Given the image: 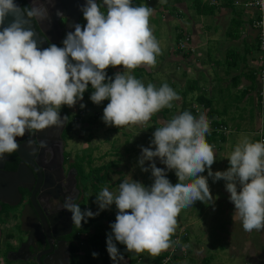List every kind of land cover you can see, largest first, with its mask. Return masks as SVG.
<instances>
[{
	"label": "clouds",
	"instance_id": "obj_1",
	"mask_svg": "<svg viewBox=\"0 0 264 264\" xmlns=\"http://www.w3.org/2000/svg\"><path fill=\"white\" fill-rule=\"evenodd\" d=\"M260 3L264 11V0ZM49 5L54 6L53 0L46 4L33 0L25 8L15 0H0V161L18 150L17 137L26 132L34 135L63 127L68 117L61 118L62 106L74 107L82 101L89 84L94 89L90 97L94 104L110 101L102 119L117 128L147 125L154 114L172 108V102L180 99L168 84L145 86L131 74L141 66L154 67L161 54L150 27L151 7L133 6L132 0H102L100 4L87 0L81 8L86 25L75 24L63 47L51 44L41 49L37 32L29 25L33 20H50ZM104 5L106 12L101 10ZM56 15L63 17L59 10ZM120 66L124 72L116 73L114 79L107 77L108 68ZM209 131L205 114L197 117L185 111L156 128L151 141L155 150L142 148L141 170L148 172L145 162L159 158L169 171L175 170L179 180L175 185L153 162L150 188L131 178L123 180L116 193L107 187L99 192L96 203L101 211L113 204L118 209L107 238L114 264L124 259L114 240L129 253L146 252L153 259L179 244L172 236L180 212L197 201L215 204L208 178L200 175L206 167L214 182H226L235 206L234 221L239 220L245 232L264 230V141L241 140L227 158L229 169L213 173L216 154L206 140ZM63 209L72 213L75 227L99 215L82 211L73 195L65 197Z\"/></svg>",
	"mask_w": 264,
	"mask_h": 264
},
{
	"label": "crops",
	"instance_id": "obj_2",
	"mask_svg": "<svg viewBox=\"0 0 264 264\" xmlns=\"http://www.w3.org/2000/svg\"><path fill=\"white\" fill-rule=\"evenodd\" d=\"M144 2H141L140 6L142 4L145 5ZM248 2L249 0H168L159 4L158 8L152 6V9L163 12L167 20L168 29L173 30L171 24H175L177 31V38L175 39L177 42L173 41V44L169 47L160 48L162 50L161 60L158 64H155L156 67L151 68L152 70L158 68L157 73L159 74H166V66L170 63L176 64L178 70L183 68L185 70V78L180 80L182 89L185 88L186 79H189L193 75L196 76V79H192L194 83L189 87V90L197 93L200 92L197 96V101L200 102L201 106L204 107V104L207 106L209 102L212 104L211 106H207L210 116L212 115L213 122L211 123L209 133L206 134V140L212 130H217V126L214 124L215 120L228 126L226 122L221 120L222 113H227L226 110L220 113L218 109L214 108L215 100L218 103V98L213 95L216 94L214 90H218V88L214 89L216 87L215 83L218 86H224L227 90L231 89L234 92H240L238 97H236L237 99H234V102H237L238 105L252 103L253 112L251 113V117L254 120L253 124L255 127L253 131L259 133L253 142H256V138L264 134V130L262 131V127H264V109H261L259 105L258 90L260 83L257 78L258 69L264 64L261 59L262 52L260 49L259 33L253 26L255 11L250 10L246 6ZM172 19H176V21L171 22ZM183 19H187L190 25L182 26L180 22L182 23ZM194 34L197 35L195 42L193 38L195 37ZM192 48L195 50L193 51ZM198 50L204 53V56L198 57ZM139 68L132 71L131 74L141 82L143 81L144 85L147 86V83H145L146 73L155 74L156 72L144 66ZM124 71L122 66L115 67L112 68L110 74H114L115 76L116 73ZM176 74H170L172 80L176 79ZM203 81H206L205 86L201 84ZM196 82L199 85L193 88ZM151 83L156 87L160 85L158 81ZM182 94L184 95H179L180 99L176 100V104L180 108L177 115L196 107L185 101V90ZM200 97L202 101L199 100ZM109 102L105 100L96 108L91 105V99L89 98V100L77 101L76 105L79 104L81 112L86 115L87 107L89 109L91 107L99 109L101 113H104V108ZM82 104L85 107L82 108ZM232 106L235 105L232 104ZM238 108L240 107L238 106ZM165 110L168 113V110ZM242 111H247V108ZM158 113L161 114L163 119L167 117L163 114V110ZM192 114L196 116L197 113L192 112ZM215 117L217 118L215 119ZM164 122L165 120L161 124L163 125ZM241 131L243 130H240V132L237 130L238 135L240 133L246 135L247 132ZM214 137L211 145L216 146V148L219 146V149L226 151L230 150L229 137L225 135ZM222 153H225V151L218 154L221 160L224 159ZM229 167L230 163H226L221 171H227ZM205 171L208 172V169L206 168ZM110 176L111 181L106 186L108 188L112 186V171ZM175 179H177L176 175ZM224 192L228 191L224 189L221 192L222 196L214 198V205L202 204L199 209L202 215L205 211L202 221L209 220L206 211L211 210L213 217L210 219L211 223H209V226L213 228V226L218 225L221 228L216 234L223 241L221 246H216L217 244L209 245L211 228L206 223L202 227L200 223L194 220L193 225L197 226V235H194L191 239L190 234L193 232L192 224L179 225V228L176 229L175 234L172 236V240L175 241L174 236L180 235L179 244L174 243L172 247L154 259L149 257L146 252L140 255L129 253L126 246L121 244V247L125 249V254L123 255L124 259L119 261V264H164L163 261L162 263L160 262L161 258H170L167 264H230L233 262V259L238 261L237 263L239 264H264V238H261L263 239L261 241L260 239L257 240V237H254L252 234L253 231L251 233L245 232L242 223L239 220L234 221L235 206L230 201L229 193L226 194ZM194 205L199 206L197 202ZM108 211L113 218V214L117 215V212L112 213V208ZM189 218L190 216L186 215L184 219L177 220L178 223L182 221L188 222ZM115 221L116 219H113L111 222L107 221L109 223L108 226L110 227V223H115ZM224 251L227 254L225 256L226 261H222L220 255ZM218 259H220V262L217 261Z\"/></svg>",
	"mask_w": 264,
	"mask_h": 264
},
{
	"label": "rangeland",
	"instance_id": "obj_3",
	"mask_svg": "<svg viewBox=\"0 0 264 264\" xmlns=\"http://www.w3.org/2000/svg\"><path fill=\"white\" fill-rule=\"evenodd\" d=\"M151 1V2H150ZM150 1H145V5L142 4L143 6H149L152 8V6H155L158 8V5L161 3H164L168 0H150ZM140 6V5H139ZM102 10V9H101ZM154 10V9H153ZM105 11V10H102ZM106 12V11H105ZM185 18V17H184ZM176 21V19H172L171 22ZM86 20L84 17H82L80 24L81 25H86ZM180 24L183 26H189L190 23L188 22L187 19H183L182 23ZM150 27L151 30L156 38V40L159 42L160 48H166L169 47L171 44L174 42H177L175 38H177V31L175 28V24H171V27L173 30L168 29V24L167 20L165 18V15L163 14L162 11H158L157 9L153 11V15L150 18ZM171 34V35H170ZM194 42L195 39H197V35L194 34ZM172 37V38H170ZM173 39V40H172ZM194 51L195 49L192 48ZM198 57L204 56V53L198 50ZM202 53V54H200ZM161 55H162V50L161 54L157 56L156 58V64H158L161 60ZM197 60V59H196ZM199 61V60H198ZM74 63V62H73ZM199 66V64H198ZM143 67V66H141ZM156 67V66H154ZM137 69V68H136ZM138 69H140L138 67ZM153 72H156L155 74H149L146 73V81L147 85L151 82L158 81L160 85L162 86L163 84H168L178 95H184V90L186 92L185 101L188 102V104H192L193 106H196L195 109L198 111L196 116L199 117L200 114H205L207 116V119L210 124L211 128V123L213 122L212 117L210 116V112H208V108H205L200 105V102L197 101V96L200 94V92H195L189 90V87L192 85L193 80L196 79V76L193 75L192 77H189V79H186V85L185 88L182 89V83L180 80L185 78V70L181 68L180 70L177 69V65L174 63L167 64L166 74H159L158 68H155L152 70V68H148ZM150 72V71H149ZM171 73H177L176 74V79L172 80V76L170 75ZM138 79V78H137ZM143 82V81H142ZM201 82V80H200ZM201 84L204 86L206 85V81H203ZM158 85V87H160ZM199 85V84H198ZM218 88L214 90L213 94L216 98H218V103L217 100H215L214 108L218 109V112L222 113L224 110H226L227 113H222V118L221 120L223 122H226L228 124L227 130L225 131L226 137H229V145H230V150L226 151L224 149H219L218 147L214 146V152L216 154V161L212 166L211 171L213 173L220 171L222 172V168H224L226 163H230L229 160L227 159L231 151H233V148L235 145L240 142L241 140L247 138L251 142L255 139L256 136L259 135V133H255L253 131L254 127V120L251 117V113L253 112V107L252 103L249 102L248 104H240L238 105L237 102H234V99L238 97L240 92H234L231 89L227 90L224 86H218L217 83L214 84ZM88 87H91V84H89ZM157 87V88H158ZM182 92H181V91ZM217 91V92H216ZM222 91V92H221ZM221 92V93H220ZM211 96V95H210ZM231 96V97H230ZM233 99V100H232ZM237 99V98H236ZM241 100V98H239ZM89 100V99H88ZM173 106L172 108H164L163 114H165L167 117L162 118L160 113H156L152 116L150 121L147 123V125L141 126V125H136V126H127V127H121L117 128L115 126H108L103 122V113H101V110L96 108H86L87 113L86 115L80 116L81 120H86L90 117L94 116V113L99 112V119L96 123L91 124L88 121H85L84 123L80 122L79 126H77L76 129L72 130L65 136V141L66 145L68 148V151L72 153L76 158L77 162L81 164L82 162L83 165L81 166V170L86 169V171H89L90 166L92 168H98L102 166H110L112 171V182H111V187H107L111 192L116 193L118 191V185L123 182V180H130L131 178L137 182L142 183L145 187L150 188L153 183H154V178L151 173V164L155 162L156 166L158 168L163 169L167 175L166 178L173 184L175 185L176 183L179 182L178 177L175 179V170L169 171L166 167L165 164H163L159 158H155L154 161H146L144 166L145 168H148V172H144L141 170V167L139 165V159L142 156V148H152L154 149V146L152 145L151 141L154 139V132L156 131V128L162 126L161 123L165 120L164 123L167 121L171 120L173 117H175L179 111L180 108L176 104V100L172 102ZM234 104L235 106H232ZM238 106L240 108H238ZM247 108V111L243 112L242 110ZM80 109V110H78ZM168 110V113H166ZM70 110L77 111L80 113L82 110L78 105H75L74 107H70ZM62 108L60 110L61 114ZM211 111V110H209ZM72 113V112H71ZM72 113L71 118L74 116L78 117L77 115H73ZM217 117H215L216 119ZM153 120V121H152ZM161 124V125H160ZM156 125V126H155ZM237 130H243L244 132H247L246 135L244 133H240L238 135ZM264 130V127H262V131ZM241 131V132H243ZM71 137V139L69 138ZM222 143V142H221ZM223 144V143H222ZM225 151V153H222L224 159L221 160L220 155H218L220 152ZM207 168V167H206ZM200 175H203L208 178V184L210 191L212 193L213 198H216L217 196H222V190H226V182L223 180L215 181L213 177L208 176V172L204 171ZM140 177V178H139ZM120 183H116V182ZM89 182V181H88ZM239 186V185H238ZM89 186L87 185V188ZM93 190V189H92ZM224 193H229V192H224ZM223 193V194H224ZM230 195V193H229ZM232 203V202H231ZM193 205V207H188L183 209L178 218L179 220H182L185 218L186 215L190 216L188 222H180L178 223L177 228H179V225H184L188 223L187 225H193V221H197L200 223L202 227H204V223H206L208 226L211 223V218L213 217V214L211 210H207L206 214L209 220L202 221L203 215L202 213L200 214V206L205 204L204 202L197 201V205ZM112 208V213L113 212H118V209L116 206L113 204V207L111 206L109 209ZM107 209V210H109ZM193 211V212H191ZM202 215V216H201ZM114 219H116V216L113 214ZM206 217V218H207ZM205 218V219H206ZM202 221V222H201ZM103 224L106 225L110 231H112L111 227H109V223L105 220L103 221ZM83 225V224H82ZM92 227V226H91ZM196 225H193V232L190 234L191 239L194 237V235H197V230H196ZM211 228V236H210V243L209 245H216V246H221L223 244V241L220 240L219 237L216 236L217 231L220 230L221 228L216 225L209 226ZM191 232V230H190ZM182 233V232H181ZM252 234L254 237H257V240L264 238V230L261 231H256L253 230ZM175 238L180 237V235L174 236ZM174 238V239H175ZM121 245V244H120ZM123 245V244H122ZM85 254L87 257V262L90 260L89 259V249L86 247L85 249ZM221 255V260L226 261L225 256H227L226 251L220 254ZM0 258L2 259V255L0 253ZM217 261L220 262V259ZM238 261H235L233 259V262L230 264H239L237 263ZM1 263V261H0Z\"/></svg>",
	"mask_w": 264,
	"mask_h": 264
},
{
	"label": "flooded vegetation",
	"instance_id": "obj_4",
	"mask_svg": "<svg viewBox=\"0 0 264 264\" xmlns=\"http://www.w3.org/2000/svg\"><path fill=\"white\" fill-rule=\"evenodd\" d=\"M24 1L27 7L33 2L29 5ZM71 115L62 110L61 118L68 120L63 127H53L46 138L40 140L36 133L27 132L17 137L22 155L15 151L0 161V264H90L84 250L90 248L89 236L78 233L72 213L63 209L65 197L73 195V201L86 211L92 193L64 138ZM60 141L64 156L61 168L56 158ZM20 249L24 261L8 260L9 253Z\"/></svg>",
	"mask_w": 264,
	"mask_h": 264
},
{
	"label": "trees",
	"instance_id": "obj_5",
	"mask_svg": "<svg viewBox=\"0 0 264 264\" xmlns=\"http://www.w3.org/2000/svg\"><path fill=\"white\" fill-rule=\"evenodd\" d=\"M21 4L23 6V8L27 7L26 3L24 0H20ZM143 1H147V0H132V5L133 6H139L141 2ZM35 21V20H34ZM66 37V36H65ZM64 40V39H63ZM63 40L59 43H57L56 45L58 47H63ZM51 45V44H50ZM49 45V46H50ZM113 67H110L106 70L107 73V77L108 78H113L114 79V74H110L112 71ZM107 82V80H106ZM196 85H198V82H196V84H194L193 88L196 87ZM94 92V89L91 87H88V90L85 92L84 94V99H89L92 95V93ZM199 100L202 101V98L200 97ZM79 101V100H78ZM207 102V101H206ZM91 105L93 107H99L98 105L94 104L91 101ZM205 108H207V106H211V102H209L206 106V104H204ZM62 110L65 112V114L70 115L71 110L70 107L67 105L62 106ZM189 111L192 113H197L196 109H189ZM70 113V114H69ZM215 113V112H214ZM77 115L78 117L74 116L73 118L70 119V121L68 122V127L67 130L64 134V138L66 136V134H68L69 132H71L72 130L76 129L77 126H79V123L82 121V123H84L85 121H88L91 124H94L98 121L99 119V113H94V116L86 119V120H81L80 116H82L81 114L77 113L74 114ZM72 116V115H71ZM212 116V115H211ZM214 124L217 126V128L219 126H225L227 127V125L222 124V122H218V121H214ZM214 136H224V134L222 132H219V130H212L211 133L208 136L207 142L209 144H211V142L213 141V138H215ZM261 137L264 138V134L261 135ZM261 137L259 136L258 138H256V142L257 141H261ZM69 138L71 139V137L69 136ZM84 162L81 163V166L83 165ZM111 167L110 166H102V167H96V168H92L90 166L89 171L87 172L86 169H83L80 171L82 172V177L84 178V180L87 182V184L92 187V193L91 195L88 197L90 200V205L89 207L87 206L86 210H91L94 214L95 213H99V215H96L95 218H88L87 222H83V225L81 227H79L78 229V233H82L86 236V238L89 236V239H87L88 244H89V263L90 264H114V261L110 258L109 253L107 251V238L108 235L112 232L109 230V228L103 224V221H108L111 222L114 218L111 217L110 213L108 210H103L101 211L96 203L97 200V195L99 194V192L105 188L108 183L111 181ZM89 181V182H88ZM113 223H110V225H112ZM92 226V227H91ZM78 236V235H77ZM114 243H116V246L119 250L120 255H124L125 254V249L121 247L119 242H116L114 240ZM93 253H97V256H93ZM164 258H161L160 262L162 263Z\"/></svg>",
	"mask_w": 264,
	"mask_h": 264
},
{
	"label": "water",
	"instance_id": "obj_6",
	"mask_svg": "<svg viewBox=\"0 0 264 264\" xmlns=\"http://www.w3.org/2000/svg\"><path fill=\"white\" fill-rule=\"evenodd\" d=\"M39 3H44L43 0H38ZM47 2V0H45ZM99 1L96 2L99 4ZM28 4L31 5V0H27ZM87 0H53L54 6L49 5L48 10L50 13V20L44 21L42 23L38 21H33V24L29 26L32 27L33 31L37 32V40L38 47L41 49L49 47L50 44H57L63 40L64 34L68 32L74 31V25L80 24L82 18L81 8L86 5ZM15 3L18 4L21 8H23L20 0H15ZM106 11L107 6H103ZM57 10L63 13V17H58L56 15ZM11 18H9V21ZM53 128V127H52ZM52 128L46 129L43 132H37L38 138L41 140L42 138H46V133L52 132ZM16 152L22 155V150L18 148ZM56 158H58V166L61 168L63 163V142L60 141L58 143V151L56 154ZM10 204L9 202H6ZM15 205V204H12ZM21 249L17 252H11L7 255L8 260L10 261H24V259L20 256ZM13 256V257H11Z\"/></svg>",
	"mask_w": 264,
	"mask_h": 264
},
{
	"label": "built area",
	"instance_id": "obj_7",
	"mask_svg": "<svg viewBox=\"0 0 264 264\" xmlns=\"http://www.w3.org/2000/svg\"><path fill=\"white\" fill-rule=\"evenodd\" d=\"M246 6L250 10H254L255 11V19H254V22H253V26L259 33L260 49H261V52H262L261 59L263 60V64H264V11H261L260 0H249V2L246 4ZM257 78L259 79V83H260V88L258 90L259 105H260L261 109H264V65L258 69ZM217 130H219V132H222L224 134L225 131L227 130V127L219 126L217 128ZM260 140L264 141V138L261 137ZM174 240L175 241H177V240L180 241V237H177ZM169 261H170V258H165L163 260V263L167 264Z\"/></svg>",
	"mask_w": 264,
	"mask_h": 264
}]
</instances>
